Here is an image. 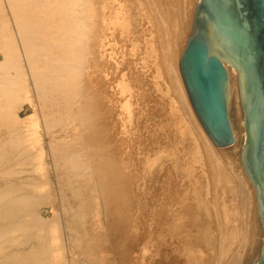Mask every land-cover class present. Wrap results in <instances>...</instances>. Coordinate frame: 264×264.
<instances>
[{"label": "rangeland", "instance_id": "obj_1", "mask_svg": "<svg viewBox=\"0 0 264 264\" xmlns=\"http://www.w3.org/2000/svg\"><path fill=\"white\" fill-rule=\"evenodd\" d=\"M158 1L160 2L158 3ZM163 1H165V3ZM185 1L186 0H167V2L170 3L169 5L166 3V0L156 1L157 6H159V8L162 7V17L163 20L165 18V23L167 22V13L165 10L170 5L172 10L175 9L179 14V16H177L179 24L177 33L178 39H176V42L180 47L185 44L192 34L194 13L200 0H187L188 2ZM131 4V8H138V5H135L133 0L130 1V5ZM181 7L183 10H181ZM1 9V17H3L4 21L6 18L10 24V39H12H3L1 44L3 45L2 47L4 49L9 47L12 48L13 52L11 51L10 54H7V62H10L11 60V65L16 64V67H13L14 69H11L12 71L8 72V74L14 79L13 87H11L12 90L10 88L0 90V103H2V105L0 104V107H2L0 113L3 112L0 114V194H6L10 192L11 198L9 197V201L7 200V202L13 204L11 199L14 201V199L17 198L18 203H16V205L13 204L12 206H7L6 203L0 204V218L3 219V221L0 222V228H6L7 226L12 227L27 222L30 223L32 226L30 227L33 231L30 233L24 232L23 237L20 240L21 243L19 242L18 246L8 245L7 250L3 251V253L0 255V263L15 264L17 258H27L26 256L31 253L37 254L40 252L42 254V262H45L44 264H48V261H50L49 264H171L172 262V264H178L180 260L182 261V259L184 260L183 264H185L186 259H184V254L188 252L187 250L192 251L193 249L195 253L198 252L197 254H199L201 258H206L201 259L202 264H231L233 256L240 246V242L238 240V242L235 241L236 243L233 241L234 244L238 245L236 248L232 243L234 238L230 236L228 238V242L230 245L232 243L233 247L232 245H228V242V248L226 247V244L224 247L228 249L229 252H232V254L226 252L225 248H222L225 250V253L223 250H219V247H221V244L224 241H220L223 239L219 240L222 232H219L220 230L218 227H221L225 232V230L227 231L233 225V221L231 220H239L236 222L238 223L236 225H239L242 218L241 214L239 217H236L235 215L232 216V212L227 210L232 216L231 218L229 217V220L231 219L230 221L232 225L230 224L228 226V224H226L228 221H225L228 213L227 211V214L224 213L226 210L224 208L227 205L229 209H233L232 207L235 208L236 206H239L241 202V197L239 195L240 184L236 175L239 174L238 176H240L241 173L243 174L241 165V151L244 145V130L242 119L240 118L241 113L234 96L230 106V112L234 128L240 138V143L228 149H215L216 152L214 155L218 157H216L218 160L215 161V156H210L206 150H200L198 144H195L198 146L196 147L197 149L194 148L193 150L190 147V140H193L195 143L197 142L195 141V135H198L197 133L194 135L190 132L188 133L187 131L186 133L185 130L180 131L181 128H185L184 124L181 123L182 127L180 126L179 117L174 116V114L171 115L173 111L170 113V115L169 112L168 115H166V109H168V106H165L166 104L164 103V105L163 102L164 99L168 97H160V93L157 91L159 87H157L155 79L153 80L155 72L152 73L153 76L149 74L150 76L147 75L143 80L141 79L143 83L140 82L141 80L138 81V79L136 82L134 81V84H137V82L139 83L137 84L138 86H136L138 89L144 88L139 90V94L141 92L142 95L146 96L143 98L140 95L139 97V94L137 93V97H139L138 100L140 99V101L139 105H136V111L134 113L136 119L135 117H129L126 119L127 116L124 114H122V117H120L122 111L118 107L119 105L117 102L112 101L113 99L111 96L114 95L113 91L115 90H112L113 86L108 83V81L111 82L114 76L111 74L114 73L112 72L113 69H109L107 67V70H110H108L110 72L109 73L105 71L106 67H102L104 64L102 63L101 59H98L100 62H98V64H96L97 60H94V58L97 57V54H94L93 56V52L96 53L94 51V46L96 44L94 38H96L97 35L96 26H94L92 29L90 36L91 38L89 39L88 44H91V47L88 46V54L86 59H84L87 60V58L91 56L88 61L82 64L84 60H81L77 65L78 67L71 66L70 62L68 63L69 66L67 67H63V65L57 66L60 69H58L56 66L49 67L46 71L47 77L40 79L36 73V69L34 70L31 64L32 57H30V55L27 56L28 50L25 46L24 38L20 34L15 17H13L14 14L11 12L12 10L8 6L6 0H2ZM163 11H165L164 13L166 15L163 13ZM142 13V10L139 11L137 9L133 12V15H136L135 20L138 24L136 33H140V30H144L148 26L147 22L149 20L147 17L144 19ZM166 25L163 27V31L168 32V30H171L169 29L171 27H169L168 22ZM168 33H166V35L168 34V37H170L171 34L170 32ZM93 36L94 38L92 39ZM2 51L3 50L0 48V63L4 62L6 59ZM51 54V57H60L61 52L59 50L52 49ZM97 65H100L101 67ZM83 66L87 67H84V69ZM69 67L71 69L73 68L74 70H72L74 72L71 71ZM97 67H99L100 71L95 70L98 69ZM127 67L128 66L126 64V68ZM80 68L82 69V72L85 71L86 73L84 72L81 74V71H78L81 70ZM96 71H98L99 74ZM101 71H104V73H109V76L113 75L111 76L112 78H107L108 76L105 77L104 75L108 74H104ZM102 73L103 76L100 75ZM97 74L101 77H97ZM167 79L168 78L165 80V86L163 85L161 88L162 90H171L169 101L172 100V102L170 107L174 106V108H178L180 104V100L178 99L180 98H176L177 93L174 91L176 89L171 86V79ZM162 81L163 80H161V85L164 82ZM150 82L152 83V86ZM82 83H85V85ZM82 85H84L85 89H83ZM110 85L112 88H110ZM103 88L105 90L104 95ZM155 88L157 92L155 91ZM110 90H112V92ZM149 93L152 96L148 95ZM174 100L175 102H173ZM113 102L116 103L115 105L117 106H115ZM182 103L183 102H181V105L178 108L179 110L177 109L178 112H181H179V116H182L183 119L185 117L186 119L184 120H188L187 118L189 115L186 110L184 111ZM161 105L163 106L161 107ZM164 106L165 108H163ZM115 107L118 108L119 111L116 110ZM149 107L152 108V110ZM159 108L163 109L160 110ZM154 110H156L157 113L159 112V120L157 118V113ZM184 112H186V114ZM162 113L165 115V117L161 116ZM138 114L139 116H137ZM165 118L169 120H165ZM170 118H172L174 125H172V120H170ZM156 120L158 122H165L160 124ZM126 121L129 123L131 122V124ZM153 126L156 128H153ZM166 126H169V129H166ZM190 126L193 127V125ZM164 127H166L165 129L168 131H166ZM170 131H174V133L171 134ZM184 132L186 137L184 136ZM192 132L194 133V131ZM181 133L183 135H181ZM165 134L170 135L171 138H169V136H165ZM192 135L193 138L191 137ZM180 136H184L185 139H180ZM182 140H185V143ZM199 150L201 153L198 152ZM189 152H193L195 155L192 156L193 153L191 154ZM196 152H198V155L203 154L202 156L204 157L198 156L197 161ZM22 153L23 155H21ZM175 159L179 160L176 161ZM211 159L212 161H210ZM219 159L221 161H219ZM225 159L228 160V162L225 161ZM173 165L177 166L176 170H174ZM221 165H223V167ZM228 168L233 169L236 174L233 172V170L230 172ZM220 171L222 172L220 173ZM238 171L241 173H238ZM172 172L175 174V176ZM233 174H235L237 178ZM227 177L228 179H226ZM221 178H223L225 182L224 180L221 181ZM166 180H169V182ZM202 181L204 186L207 185L205 186L206 188L210 187V189L205 188L207 192L205 191L206 193H204V195H200L198 192V186ZM228 182L230 183L231 188ZM171 183L173 185H169ZM226 184H228L227 187ZM72 186H74L75 190ZM172 186L175 187V191H172L174 189V187L171 189ZM233 186L235 187L233 190L237 191V193L231 190L228 192V188L232 189ZM222 188H225V191H222ZM169 189L171 190L169 191ZM191 189L192 191H190ZM252 191L253 189H251L250 186V193L253 197ZM172 193L176 195H173ZM179 193L182 195L180 196ZM220 195H223L224 198L222 196L220 197ZM183 196L186 198H183ZM205 196L208 197V199ZM187 197H191L194 201H190L187 199ZM170 198L172 200L171 202ZM221 198L224 200L222 201ZM235 198L237 203H235V200L233 201ZM180 199L181 203H179ZM167 200L170 203H168L169 206L167 204ZM19 201L21 202L19 203ZM229 201H233L232 205L229 204ZM191 202V206L187 204ZM215 203L219 204L217 205ZM222 203H224V205ZM18 204H23L24 207L21 205L20 207ZM184 204H187V206L182 207ZM193 205L195 209H199H194L196 213L199 212L198 216L195 212H192L196 214V217H198L196 220L194 219V214L192 215V213H190L191 210H189L190 212L188 211L190 214L188 212L187 214L184 213L186 212L185 210H188L189 207L192 208ZM180 207L185 209L184 212ZM212 207H214V211ZM217 208H219L220 211H218L219 209ZM174 209H176V211ZM178 209L182 210L186 217L187 215L190 217L187 219L185 217V220L182 219L184 224H188V229L186 227V229L183 228L186 230V232L182 229L180 232V236L182 237H178V241L176 239L177 242H175L177 244H181V246L177 245L181 250L175 246L176 244L174 245V241L173 244L167 245L168 247L165 244H162V241H164L165 232L168 231L167 229H170L169 225L171 222H169V220L172 221V219L174 220V218H179L181 215H183V213L178 211ZM17 210H19L20 213H17ZM165 212H168V216L165 215ZM203 212L207 216L204 215ZM218 212L221 214H218ZM253 212L256 225L255 243L254 246L249 249L243 264H254L264 244V231L257 214L256 207L254 208ZM200 213L203 214H201L202 218L199 215ZM2 214H5L6 216H3ZM175 214L178 215L176 216ZM190 215H192L193 218ZM228 216L230 215L228 214ZM234 216L236 220L235 218L233 219ZM167 217H170L167 220L168 222L166 221ZM190 219H193L192 221H195L197 224L201 223L202 220L204 223L207 220L208 221L206 226L204 223H201L200 230L199 225H197L195 222H192ZM197 219L201 220L197 222ZM164 220L167 223H165ZM222 220L225 221V223H223ZM221 223H223V225L225 224L226 226H221ZM163 226L166 230L163 228ZM188 226H190L191 229ZM195 226L197 228L195 229V232L192 233ZM202 226H205V229ZM202 228L205 230L203 233L205 232L206 235L202 233ZM209 229L211 232L208 233ZM184 232L186 234H184ZM214 233H216V237L211 235ZM193 234H197L200 240L196 237L197 235H195L193 237L196 239L192 237L194 242L192 241L191 243L192 239L190 240V238ZM183 235L184 240L187 238L189 243H187L186 240L185 243L187 244L183 243ZM187 235L190 238H188ZM17 236H19V234ZM212 237L215 238V241L217 240L213 245L212 241L214 240ZM179 240H182V242ZM194 244L196 246L198 244V246L193 247ZM163 245H165V247ZM185 246L188 247L186 248ZM166 247L168 249H166ZM229 247H231V251ZM182 249L184 250L182 251ZM164 250H167L166 253ZM221 251L224 255L227 253L230 256L226 258L227 262L223 259V257L220 258L219 255L221 254L219 252ZM180 253H182V256L179 258V255H181ZM43 254H45V256ZM176 254H179L178 257ZM217 255L220 258L219 263L217 260ZM5 256L9 257L10 260L4 261L2 257ZM208 256H210V258ZM221 259L223 260L221 261ZM181 261L179 264L182 263ZM17 264L33 263L20 262Z\"/></svg>", "mask_w": 264, "mask_h": 264}, {"label": "bare ground", "instance_id": "obj_2", "mask_svg": "<svg viewBox=\"0 0 264 264\" xmlns=\"http://www.w3.org/2000/svg\"><path fill=\"white\" fill-rule=\"evenodd\" d=\"M130 1L131 0H6L8 6L11 8V12H13L14 16L15 17V20H16V23H17V27H19V31H20V34L23 36L24 38V42H25V46L28 50V55H30V57H32V61H31V64L34 68V70L36 69V73L37 75L39 76V78L43 79V77H47L46 75V71L49 67H54V66H69L68 63L70 62V65L71 66H77L79 64V62L81 60H84L86 59L87 57V54H88V46L91 47V44H89V39L91 38V32H92V29L94 28V26L97 27V35H96V38H94V36L92 37V39L94 38L96 44H95V49L94 51L96 53H94L93 51V56L94 54L99 57V58H94V60H97L96 64H98V59H101L102 63L104 64V66L102 67H106V70L107 72H109L110 70L109 69H113L112 72L114 73H111L113 75H110L109 76V73H107L108 75H106L104 73V71H101L103 72L105 75V77L109 78L110 79L112 78L111 76H113L111 82L108 81V83H110L113 88L111 87L110 85V88H112V90L114 89L115 91H113L114 95H111L112 96V101H115L117 102V104L119 105L118 107L120 108V110L122 111V113L120 114L122 117V114L126 115L128 119L129 117H135L134 113L136 111V105H139V101L140 99L138 100V98L140 97V95L144 98L146 96L142 95V93L140 92L139 94V90L141 89H144V88H140L141 89H138L136 86H138L137 84H139L137 82V84L135 85L134 84V81L136 82L137 79L138 81H140L141 79L143 80L145 76H150L149 74L152 75L153 72H155V76H153V80L155 79V83L157 85V87H159V89H157L158 93H160V97H168L166 99H164V102L163 104L165 106H168V109H166L167 111V114L168 115V112H169V115L170 113L173 111V113H171V115L174 114V116L176 117H179V124L180 126L182 127V124H184V129L181 128L180 131L182 130H185V132L187 131L188 133H192V134H198V135H195L196 136V140L197 141L196 143L193 142V140H190V147L194 150V148L198 147L200 148V150L203 149L206 150L210 156H215L214 158L216 159V155L215 152L217 149L215 147V145L213 144V142L211 141L210 137L207 135L204 127L202 126L196 112H195V109L191 103V100H190V97L188 95V91L186 89V86L184 84V81H183V78L181 76V73H180V60L182 58V55L184 53V50H185V47H186V44H187V41L185 42V44L180 47L178 45V43L176 42L178 39L177 38V33H178V24H179V21H178V17L179 14L176 12L175 9L172 10V7L171 5L166 8V13H167V22L169 23V29L171 30H168V32H170V37H168V32L166 31H163V27H165L166 23H165V18L163 20V17H162V7L159 8V6H157V0H133L135 5L137 4L138 5V8H131L130 6H132V4L130 5ZM170 1V0H169ZM192 1V0H191ZM138 2V3H137ZM160 1H158L159 3ZM165 3V1H163ZM162 2V3H163ZM178 2V1H176ZM185 2H188L187 0ZM190 2V1H189ZM133 3V2H132ZM152 3H155V4H152ZM166 3L169 5L170 3L167 2L166 0ZM200 3V1H199ZM172 4V2H171ZM176 4V3H175ZM1 5H2V0H0V11L2 10L1 9ZM188 6V4H187ZM164 7V6H163ZM186 7V6H185ZM180 8V6H179ZM142 10L143 13V18L145 19L146 17L148 18V26H147L144 30H138L140 33H136V30H137V23H136V20H135V16L136 15H133V12L135 10ZM164 9V8H163ZM185 9V8H184ZM181 10L182 7H181ZM163 11V13L165 12ZM137 14V13H136ZM141 14V13H140ZM165 14V13H164ZM163 14V15H164ZM12 15V14H11ZM166 15V14H165ZM164 15V16H165ZM2 15L0 14V48L3 50L2 53L3 55L5 56V61L4 62H1L0 63V90H4L6 88H10L13 87V83H14V79L8 74V72L12 71L11 69H14L16 67V64H13L11 65V60L10 62H7V54L11 53L12 51V48L9 47V48H6L4 49L2 46V42H3V39H10L11 38V30H10V24L8 22V20L5 18V21L3 20V17H1ZM134 17V18H133ZM182 18V16H181ZM184 20V19H183ZM144 21V20H143ZM15 22V21H14ZM139 22V21H138ZM145 22V21H144ZM182 22V21H181ZM165 23V24H164ZM188 23V22H187ZM142 24V23H141ZM136 27V28H135ZM167 27V25H166ZM166 29V28H165ZM167 30V29H166ZM166 33H168L166 35ZM95 35V34H94ZM164 35H166L165 37H163ZM180 39V38H179ZM12 40V39H10ZM181 40V39H180ZM11 43V42H10ZM5 45V44H4ZM24 45V44H23ZM181 45V44H180ZM8 46V45H7ZM6 46V47H7ZM93 47V46H92ZM52 49H56V50H59L61 52V55L60 57H51V50ZM180 50V52H179ZM13 52V51H12ZM17 53V52H15ZM13 57V56H12ZM91 57V56H90ZM87 58V60H84L82 64H84L86 61L89 60V58ZM11 58V57H9ZM8 58V60H9ZM19 59V58H18ZM92 59V58H91ZM29 62V61H28ZM91 62V60H90ZM92 63H93V60H92ZM100 63V62H99ZM95 64V65H96ZM126 64H127V68H126ZM90 65V64H89ZM101 65V64H100ZM100 65H97V66H100ZM29 66V65H28ZM70 66V67H71ZM80 66V65H79ZM94 66V64H93ZM14 67V68H13ZM55 67V68H56ZM69 67V68H70ZM78 67V66H77ZM82 67V66H81ZM85 66H83L84 68ZM87 67V66H86ZM85 67V68H86ZM90 67V66H89ZM101 67V66H100ZM107 67L109 68L107 70ZM58 69H60L59 67H57ZM84 68V69H85ZM98 69H95V70H99V67H97ZM71 69V68H70ZM69 69V70H70ZM73 69V68H72ZM71 69V71H73ZM81 69V68H80ZM91 69V68H90ZM93 69V68H92ZM101 69V68H100ZM68 70V71H69ZM78 71H81V74L84 73L85 71L82 72V69L81 70H78ZM100 71V70H99ZM228 71H229V75H230V87H231V101H230V106H231V103L233 101V96L234 98L236 99V102H237V106L239 107V111L241 113V119H242V123H243V130H244V112H243V108H242V105H241V97H240V89H239V75L237 73V71L234 69V68H230L228 67ZM74 72V71H73ZM91 72V70H90ZM98 73V71H96ZM35 73V72H34ZM68 73V72H67ZM86 73V72H85ZM103 73L100 74L103 76ZM75 74V73H74ZM78 74V73H77ZM99 74V73H98ZM97 74V77H101V76H98ZM36 75V74H35ZM46 75V76H45ZM37 76V77H38ZM65 76V75H64ZM77 76V75H76ZM85 76V75H84ZM83 76V77H84ZM95 76V75H94ZM151 76V77H152ZM35 77V76H33ZM51 77V76H50ZM49 77V78H50ZM63 77V76H62ZM61 77V78H62ZM74 77V76H73ZM93 77V76H92ZM168 79H171L170 83L172 84L171 86L174 87V91H176L177 93V97L176 98H180L178 100H180V104H179V107L181 105V102L182 103V107H184V111L186 110L189 117L187 118L188 120H184L186 119L184 117L179 116L180 113L178 112V108H174L173 107H170L171 105V102L172 100L169 101L170 99V94H171V90L169 89H164L162 90V86L164 85L165 86V80L166 78ZM67 78V77H65ZM79 78V77H78ZM76 78V79H78ZM72 79V77H71ZM92 79V78H91ZM167 79V80H168ZM25 80V79H24ZM56 80V78H55ZM81 80V79H80ZM86 80V79H85ZM142 80L140 82H142ZM148 80V78H147ZM151 80V79H150ZM161 80H163V84L161 85ZM63 81V80H62ZM84 81V80H83ZM82 81V82H83ZM94 81V80H93ZM95 81H96V78H95ZM145 81V80H144ZM37 82V81H36ZM39 82V80H38ZM61 82V80H60ZM59 82V83H60ZM81 82V81H79ZM20 83V82H19ZM95 83V82H94ZM93 83V84H94ZM143 83V82H142ZM146 83V82H145ZM149 83V82H148ZM151 83V82H150ZM169 83V81H168ZM169 83V84H170ZM21 84V83H20ZM24 84V83H22ZM56 84V83H55ZM65 84V83H64ZM85 85V83H82ZM101 84V83H100ZM58 85V84H57ZM84 85L83 86V89L84 88ZM107 85V84H106ZM148 85V84H147ZM22 86V85H21ZM41 86V85H40ZM48 86V85H47ZM71 86V85H70ZM81 86V87H82ZM103 86V84H102ZM151 86H152V83H151ZM50 87V86H49ZM86 87V86H85ZM143 87V85H142ZM147 87V86H146ZM149 87V86H148ZM155 87V85H154ZM154 87H150V88H154ZM156 87V88H157ZM170 87V86H169ZM22 88V87H21ZM24 88V87H23ZM102 88V87H101ZM156 88H155V91H156ZM165 88V87H164ZM172 88V87H171ZM96 89V88H95ZM106 89V88H105ZM149 89V88H148ZM12 90V89H11ZM42 90V89H41ZM73 90V89H72ZM100 90V89H99ZM112 90H110L112 92ZM83 91V90H81ZM109 91V90H108ZM138 91V92H137ZM156 91V92H157ZM46 92V91H44ZM43 92V93H44ZM84 92V91H83ZM82 92V93H83ZM103 95L105 94V90L103 88ZM173 92V91H172ZM3 93V92H2ZM1 93V94H2ZM24 93V92H23ZM42 93V94H43ZM107 93V92H106ZM139 94V97H137V95ZM144 93V92H143ZM155 93V92H154ZM5 94V93H4ZM50 94V93H49ZM75 94V93H74ZM80 94V92H79ZM85 94V93H84ZM110 94V93H109ZM112 94V93H111ZM145 94V93H144ZM147 94V93H146ZM175 94V93H174ZM16 95V94H15ZM150 95V93L148 94ZM162 95V96H161ZM173 95V94H172ZM4 96V95H2ZM1 96V97H2ZM9 96V95H8ZM24 96V95H23ZM108 96V95H107ZM114 96V97H113ZM152 96V95H150ZM159 96V95H158ZM104 97V96H103ZM157 97V96H156ZM155 97V99H156ZM159 97V98H160ZM6 98V97H5ZM59 98V97H58ZM106 98V97H105ZM158 98V99H159ZM16 99V98H15ZM149 99V98H148ZM154 99V98H153ZM154 99V100H155ZM182 99V100H181ZM66 100V99H65ZM106 100V99H105ZM152 100V99H151ZM161 100V99H160ZM17 101V100H16ZM43 101V100H42ZM150 101V100H149ZM156 101V100H155ZM177 101V99H176ZM8 102V101H7ZM19 102V101H18ZM110 102V101H109ZM142 103H144L143 101H141ZM175 102V100L173 101ZM114 103V102H113ZM148 103V102H147ZM156 103V102H155ZM161 103V102H159ZM2 105V103H0ZM83 104V103H82ZM116 103H114L115 105ZM157 104H158V101H157ZM0 105V106H1ZM153 105V104H151ZM160 105V104H159ZM43 106V105H42ZM117 106V105H115ZM163 105H161L162 107ZM165 106L163 108H165ZM5 107V106H4ZM169 107H170V111H169ZM1 108L0 107V111H1ZM20 108V107H19ZM116 108V107H115ZM150 108V107H149ZM162 108V109H163ZM167 108V107H166ZM152 110V108H150ZM160 109V108H159ZM160 109V110H162ZM178 109V110H177ZM183 109V108H182ZM116 110L119 111L118 108H116ZM111 111V110H110ZM117 111V112H118ZM156 112V110H154ZM165 111V110H164ZM165 111V112H166ZM94 112V111H93ZM116 112V113H117ZM154 112V113H155ZM163 112V113H165ZM3 113V112H1ZM0 113V114H1ZM5 113V112H4ZM157 113V112H156ZM159 113V112H158ZM158 113H157V118H158ZM162 113V114H163ZM186 114V112H184ZM161 116L165 117V115L163 114ZM44 115V114H43ZM68 115V114H67ZM98 115V114H97ZM123 115V116H124ZM187 115V116H188ZM81 116V115H80ZM139 116V114L137 115ZM186 116V115H185ZM4 117V116H3ZM28 117V116H27ZM96 117V115H95ZM160 117V115H159ZM173 117V116H172ZM174 117V118H176ZM78 118V116H77ZM148 118V117H147ZM168 118V117H167ZM165 118V120H169ZM47 119V118H46ZM132 119V118H131ZM136 119V117H135ZM152 119V118H151ZM125 120V119H124ZM150 120V119H149ZM159 120V118H158ZM164 120V119H163ZM170 120H172V118H170ZM191 120V121H190ZM132 121V120H131ZM157 121V120H156ZM178 121V120H177ZM231 121H232V117H231ZM128 122V121H126ZM133 122V121H132ZM158 122V121H157ZM162 122H165V121H161V122H158V123H162ZM176 122V121H175ZM174 122V123H175ZM119 123V122H118ZM122 123V122H121ZM129 123V122H128ZM127 123V124H128ZM145 123V122H144ZM168 123V121H167ZM172 125L173 124V120H172ZM182 123V124H181ZM131 124V122L129 123ZM140 124V123H139ZM149 124V123H148ZM159 124V125H160ZM166 124V123H165ZM170 124V122H169ZM178 124V125H179ZM233 124V122H232ZM54 125V124H53ZM190 125H193L190 126ZM118 126V125H117ZM123 126V125H122ZM156 126V125H155ZM165 126V125H164ZM170 126V125H169ZM168 126V127H169ZM176 126V125H175ZM142 127V126H141ZM167 127V126H166ZM164 127V129L166 128ZM166 128V129H169V128ZM172 127V126H171ZM179 127V126H178ZM124 128V127H122ZM126 128V127H125ZM151 128V127H150ZM153 128H156L153 126ZM162 128V127H161ZM233 128H234V125H233ZM119 129V128H118ZM128 129V128H127ZM159 129V128H158ZM157 129V130H158ZM163 129V130H164ZM165 129V130H166ZM175 129V128H174ZM177 129V128H176ZM149 130V129H148ZM153 130V129H152ZM156 130V131H157ZM162 130V129H161ZM190 130V131H189ZM122 131V130H121ZM155 131V130H154ZM168 131V130H166ZM194 131V133L192 132ZM128 132V131H127ZM126 132V133H127ZM171 132V131H170ZM185 132H184V136L186 137L185 135ZM186 132V133H187ZM158 133V132H157ZM156 133V134H157ZM174 133L171 132V134ZM178 133V132H176ZM234 133H235V136H236V139L238 141L237 144L240 143V138L238 136V133L237 131L235 130L234 128ZM123 134V133H122ZM169 134V133H168ZM181 135H183L181 133ZM190 135V134H189ZM165 136H169L170 135H166ZM173 136V135H171ZM183 137H178L180 139H185ZM198 136V137H197ZM245 131H244V139L243 141L245 142ZM188 137V136H187ZM193 138V135L191 136ZM190 137V138H191ZM167 138V137H166ZM189 138V137H188ZM191 138V139H192ZM195 138V137H194ZM168 141V140H167ZM183 141V140H182ZM185 141V140H184ZM183 141V142H184ZM192 141V142H191ZM173 142V141H172ZM177 142V141H176ZM168 143V142H167ZM185 143V142H184ZM195 144H198L195 145ZM236 144V145H237ZM22 145V144H21ZM168 145V144H167ZM185 147V146H184ZM27 148V147H26ZM172 148H173V145H172ZM17 149V148H15ZM188 149V148H187ZM197 149V148H196ZM195 149V150H196ZM192 150V151H193ZM200 150L198 152H200ZM189 151V150H188ZM197 151V150H196ZM202 151V153H203ZM186 152V151H185ZM194 152V151H193ZM193 152H189V153H193ZM198 152L197 153V156H196V159L198 156H202L203 154H200L198 155ZM201 153V152H200ZM69 154V153H68ZM19 155V154H18ZM23 155V153L21 154ZM188 155V154H187ZM195 153H193L192 156H194ZM190 156V154H189ZM204 157V156H202ZM206 157V156H205ZM201 158V157H199ZM212 158V157H211ZM218 158V157H217ZM72 159V158H71ZM70 159V160H71ZM195 159V160H196ZM204 159V158H202ZM206 159V158H205ZM221 159V158H220ZM219 159V161H221ZM176 161H178L179 159H175ZM174 160V161H175ZM181 160V159H180ZM218 159H216L215 161H217ZM72 161V160H71ZM198 161V159H197ZM201 161V160H200ZM209 161V159H208ZM212 161V159L210 160ZM225 161L228 162V160L225 159ZM29 162V161H28ZM210 163V162H209ZM215 163V162H214ZM220 163V162H219ZM205 164V163H204ZM222 164V162H221ZM230 164V163H229ZM178 165V164H177ZM202 165V164H201ZM212 165H213V162H212ZM217 165V163H216ZM154 166V165H153ZM175 166V167H174ZM211 166V165H210ZM223 167V165H221ZM233 166V165H232ZM212 167V166H211ZM215 167V166H214ZM213 167V168H214ZM227 167H228V164H227ZM18 168V167H17ZM27 168V167H26ZM172 168V167H171ZM173 168L174 170H176L177 166L176 165H173ZM172 168V170H173ZM211 168V169H213ZM234 168V167H232ZM221 169V168H220ZM229 169V168H228ZM11 170V169H10ZM72 170V169H71ZM76 170V169H74ZM173 170V171H174ZM218 170V169H216ZM226 170V169H225ZM230 172H232L233 169H229ZM243 170V168H242ZM16 171V170H15ZM204 171V170H203ZM228 171V170H227ZM82 172V171H81ZM209 172V170H208ZM217 172V171H215ZM214 172V174L216 175V173ZM222 171H220L221 173ZM234 172V170H233ZM167 173V172H166ZM173 173V172H172ZM219 173V174H220ZM226 173V172H225ZM224 173V174H225ZM235 173V172H234ZM238 173H241L240 171H238ZM14 174V173H13ZM22 174V172H21ZM31 174V173H30ZM170 174V173H168ZM230 174V173H229ZM236 174V173H235ZM235 174H233L235 176ZM173 175L175 176V174L173 173ZM212 175V174H211ZM222 175V174H221ZM227 175V174H226ZM224 175V176H226ZM239 174H237L236 176L238 177V182H239V190H240V199H241V202L239 204V206H236L235 208L232 207L233 209H229L226 205V207L224 209L225 212H224V209H223V212L226 213V211H231L232 212V216L235 215L236 217H239L242 215V218H241V221L239 223V225H236L238 223V221H234V220H231L233 221V225L231 223V221L229 220V217L231 218V213L227 211V213L230 215L228 216L227 214V217L225 219V221H228L226 224H228V226L231 224V228L228 229L227 231L225 230V232L223 231V229L220 227H218V229L220 230L219 232H222L221 233V238L219 237V240L220 239H223V240H220V241H224L222 242L221 244V247H219V250H223L222 248H225V244H226V247L228 248L227 246V242L229 241V237L232 236L234 238V240H232V243L233 241H239L240 242V246L238 248V250L236 251L235 255L233 256V259L231 261V264H243L247 254H248V251L249 249H251L252 246H254V243H255V235H256V225H255V220H254V208L256 207L257 209V214H258V208H257V200H256V193L254 191V188L249 180V178L247 177V175L245 174L244 170H243V174L241 173L240 176H238ZM6 176V175H5ZM77 176V175H76ZM167 176V175H166ZM203 176V175H202ZM235 176V177H236ZM214 177V175H213ZM220 177V176H218ZM234 177V178H235ZM236 177V178H237ZM174 178V177H173ZM233 178V179H234ZM205 179V178H204ZM223 181L224 179L221 178ZM228 179V177L226 178ZM237 180V179H236ZM169 182V180H166ZM214 181V180H213ZM219 181V180H218ZM228 181V180H227ZM94 182V181H93ZM92 182V183H93ZM225 182V180H224ZM221 183V182H220ZM229 183V182H228ZM72 184V183H71ZM75 184V183H74ZM77 184V183H76ZM167 184V183H166ZM235 184V183H234ZM169 185H173L172 183L169 184ZM178 185V184H177ZM228 184H226V187H227ZM233 185V184H232ZM207 186V185H205ZM204 184H203V181L200 182L199 186H198V192L200 195H204V193L207 192V190H205V187ZM221 186V184H220ZM229 186L231 188V185L229 183ZM250 186H251V189H253V197H252V194L250 193ZM73 189H74V186H72ZM169 187V186H168ZM174 186L171 187V189L173 188ZM210 189V187H207L206 189ZM235 187L233 186L232 189H229L228 188V192L229 190L231 191H234L237 193V191L233 190ZM166 189V188H165ZM169 189V191L171 190ZM223 189V190H222ZM221 190L222 191H225V188H222ZM227 189V188H226ZM237 189V188H236ZM13 190V189H12ZM75 190V189H74ZM94 190V189H93ZM167 190V189H166ZM219 190V189H218ZM77 191V190H76ZM172 191H175V187ZM184 191V190H183ZM192 191V189L190 190ZM206 191V192H205ZM209 191V190H208ZM210 192V191H209ZM215 192V191H214ZM213 192V193H214ZM219 192V191H218ZM227 192V193H228ZM74 193V191H73ZM222 193V192H221ZM220 193V194H221ZM226 193V195H227ZM90 194V193H89ZM173 194V193H172ZM180 194V193H179ZM197 194V193H196ZM208 194V193H207ZM233 194V193H232ZM169 195V194H167ZM173 195H176V194H173ZM182 194H180L181 196ZM190 195V194H189ZM209 195V194H208ZM236 195V194H235ZM78 196V195H77ZM172 196V195H170ZM169 196V197H170ZM192 196V195H190ZM207 196V195H206ZM205 196V197H206ZM217 196V195H216ZM223 197V195H220V197ZM11 198V193H6V194H0V204L2 203H6L7 206H12L13 204L16 205V203H18V199L15 198L14 201L13 199H11V201L13 202L12 203H8L7 200L8 198ZM168 197V198H169ZM173 197V196H172ZM176 197V196H174ZM195 197V196H194ZM203 197V196H202ZM167 198V199H168ZM183 198H186L183 196ZM200 198V197H199ZM208 199V197H206ZM224 198V197H223ZM233 198H234V195H233ZM80 199V197H79ZM190 201L192 200V198H188ZM194 199V198H193ZM222 199V198H221ZM220 199V200H221ZM26 200V199H25ZM89 200V199H88ZM184 200V199H182ZM186 200V199H185ZM198 200V199H197ZM201 200V199H200ZM216 200V199H215ZM219 200V201H220ZM224 199H222L223 201ZM235 200V203H237L236 201L238 200V197H237V200L236 198L233 199V201ZM9 201V200H8ZM22 201V199H21ZM19 201V203L21 202ZM168 201V200H167ZM171 198H170V202H171ZM194 200H192L193 202ZM207 201V200H206ZM232 202H228L230 205H232ZM26 202V201H25ZM86 202V201H85ZM186 202V201H185ZM191 203H187L188 205L191 206ZM215 202V201H214ZM225 202V201H224ZM24 203V202H23ZM169 203V201L167 202V204ZM181 203V199H180V202ZM213 203V202H211ZM226 203V202H225ZM227 203V204H228ZM234 203V204H235ZM170 204V203H169ZM168 204V206H169ZM187 204L185 205H181L182 207H185L187 206ZM194 204V203H193ZM200 204V203H199ZM217 204V203H215ZM219 204V203H218ZM217 204V205H218ZM224 205V203H222ZM21 205V204H20ZM18 204V206H20ZM195 205V204H194ZM194 205L193 207H189L191 209L188 208V210H185L183 209V212L184 210L186 212H184L185 214H187V212L189 210H191L190 213L192 212H195L194 211ZM211 205V204H209ZM213 205V204H212ZM236 205V204H235ZM2 206V205H1ZM23 206V204L21 205ZM20 206V207H21ZM27 206V205H26ZM87 206V205H86ZM167 206V207H168ZM24 207V206H23ZM29 207V205H28ZM200 207V206H199ZM210 207V206H209ZM217 207V206H215ZM219 207V206H218ZM8 208V207H7ZM80 208V207H79ZM201 208V207H200ZM214 207H212L213 209ZM220 208V207H219ZM217 208V209H219ZM170 209V208H169ZM177 209V208H176ZM176 209H174L176 211ZM193 209V210H192ZM197 209V208H196ZM195 209V210H196ZM86 210V209H85ZM88 210V209H87ZM168 210V208H167ZM199 210V209H197ZM203 210V209H202ZM171 211V210H169ZM178 211L182 212V210L178 209ZM211 211V209H210ZM214 211V209H213ZM220 211V209L218 210ZM17 213H20L19 210L16 211ZM82 212V211H81ZM173 212V211H172ZM179 212V213H180ZM182 212V213H183ZM188 212V213H189ZM222 212V211H221ZM83 213V212H82ZM166 213V212H165ZM168 213V212H167ZM167 213L165 215H167ZM181 213V214H182ZM183 213V215H184ZM189 213V214H190ZM195 213H192V215L194 214L195 216V220L196 218V214L198 216V213L197 212L196 214ZM233 213H236V214H233ZM202 213H200V217L202 218L201 216ZM204 214V212H203ZM202 214V215H203ZM217 214V213H216ZM218 214H221L218 212ZM217 214V215H218ZM241 214V215H240ZM3 216L5 214H2ZM78 215V214H77ZM163 215V214H162ZM161 215V216H162ZM171 215V214H170ZM176 215V214H175ZM178 215V214H177ZM176 215V216H177ZM181 215L179 218H174V220L172 219V221L169 220L170 225H169V228L170 229H167L168 231L165 232V235H164V241H162V244H165L166 246L167 245H171L173 244V241H174V245L177 246V245H180L181 244H177L175 242L178 241V239L182 236H180V232L183 228H187V225L188 224H184V222L182 221V219L185 220V217L186 215ZM190 215V216H192ZM206 215V214H204ZM216 215V216H217ZM223 215V213H222ZM6 216V215H5ZM168 216V215H167ZM207 216V215H206ZM215 216V217H216ZM235 216L233 217V219L235 218ZM158 217V216H157ZM175 217V216H174ZM189 216L187 215L186 219L188 218ZM224 217V216H223ZM31 218V217H30ZM33 218V217H32ZM36 218V217H35ZM168 218L170 217H167L166 221L168 220ZM173 218V217H172ZM190 218V217H189ZM193 218V216H192ZM218 218V217H217ZM239 218V219H240ZM205 219V218H204ZM222 219V218H221ZM31 220V219H29ZM80 220V219H79ZM160 220V219H159ZM191 220V219H190ZM189 220V221H190ZM193 220V219H192ZM191 220V221H192ZM201 220V219H199ZM197 219V222L199 221ZM218 220V219H217ZM236 220V218H235ZM3 221L2 218H0V222ZM14 221V220H13ZM165 221V220H164ZM165 221V223H167ZM206 221V220H205ZM208 221V220H207ZM207 221L204 223L203 220H202V224L204 223V225L206 226V223ZM223 221V220H222ZM225 221H223V223H225ZM230 221V223H229ZM22 222V221H21ZM186 222V221H185ZM188 222V220H187ZM192 222H195V221H192ZM34 223V222H33ZM164 223V224H165ZM189 223V222H188ZM196 223V222H195ZM194 223V224H195ZM201 223L197 224L199 225V229H200V226H201ZM223 223H221L222 225L221 226H224ZM192 224V225H194ZM195 224V225H196ZM39 225V224H38ZM163 225V224H162ZM189 225L191 226V224L189 223ZM196 225V226H197ZM208 225V224H207ZM213 225V224H212ZM211 225V226H212ZM220 225V224H219ZM30 223H23V224H19V225H15V226H12V227H9L7 226L6 228H0V255L3 253V251H6L7 250V247L8 245H17L19 244V242L21 243V238L23 237V234L24 232H27V233H30L31 231H33L30 227ZM188 226V227H190ZM194 227L193 229V232H195V229L198 227ZM205 226L203 227L205 229ZM210 226V225H209ZM226 226V225H225ZM227 226V227H228ZM159 227V226H158ZM162 227V226H160ZM163 228L165 229V227L163 226ZM168 228V227H167ZM185 228V229H186ZM202 228V233L203 231H205L204 229ZM214 228V227H213ZM226 228V227H225ZM188 229V228H187ZM191 229V227H190ZM208 229V228H207ZM40 230V229H39ZM162 230V229H161ZM166 230V229H165ZM184 230V229H183ZM201 230V229H200ZM222 230V231H221ZM186 232V230H184ZM189 231V230H188ZM198 231V230H196ZM208 231V230H206ZM216 231V230H214ZM36 232V231H35ZM38 232V231H37ZM161 232V231H160ZM184 232V234H186ZM211 232L210 229L208 231V233ZM164 233V232H163ZM201 233V234H202ZM19 234V236H17ZM43 234V233H42ZM160 234V233H159ZM190 234V233H189ZM198 234V233H197ZM197 234H193L191 236V238L187 235L188 238H190V240L192 239L193 236L197 235ZM200 234V233H199ZM205 234V232L203 233ZM202 234V235H203ZM216 233L214 234H211L212 236L216 237L215 236ZM218 234V233H217ZM220 234V233H219ZM21 235V237H20ZM191 235V234H190ZM201 235V236H202ZM206 235V234H205ZM204 235V236H205ZM210 235V236H211ZM209 236V237H210ZM28 237V236H27ZM179 237V238H178ZM198 238V235L196 236ZM207 237V236H206ZM213 238V240L215 241V238ZM231 237V238H232ZM178 238V239H177ZM194 238V237H193ZM158 239V238H157ZM177 239V241H176ZM184 240V235H183V238ZM196 239V238H194ZM199 239V238H198ZM41 240V239H40ZM187 241V238L185 239ZM185 240H184V244H187L189 243L187 241V243H185ZM200 240V239H199ZM211 240V239H210ZM26 241V240H25ZM34 241V240H33ZM182 242V240H179ZM192 241L194 242V240L192 239L191 240V243ZM212 241V245L214 243H216V241L214 242ZM231 241V240H230ZM237 241V242H238ZM41 243V242H39ZM179 243V242H178ZM182 243V244H183ZM229 243V242H228ZM231 243V245H232ZM236 243V242H235ZM34 244V243H33ZM183 244V245H184ZM196 244V243H195ZM193 245V247H197L196 245ZM234 244V243H233ZM42 245V244H41ZM44 245V244H43ZM165 245H163L165 247ZM192 245V244H191ZM220 245V243H219ZM223 245V247H222ZM230 245V243L228 244ZM230 245V246H231ZM235 247L237 248V244H234ZM11 246V247H12ZM40 246V245H39ZM174 246V247H175ZM179 246V247H180ZM189 246V245H188ZM187 246V247H188ZM168 247V246H167ZM166 247V249H168ZM170 247V246H169ZM186 247V246H185ZM186 247V248H187ZM192 247V248H193ZM207 247V246H206ZM218 247V246H216ZM233 247V245H232ZM178 248V246H177ZM184 248V247H183ZM185 248V249H186ZM215 248V247H214ZM221 248V249H220ZM44 249V248H43ZM165 249V248H164ZM174 249V248H173ZM180 249V248H178ZM178 249H175V250H178ZM191 249V247H190ZM200 249V247H199ZM230 251H231V247H229ZM235 249V248H234ZM12 250V249H11ZM30 250V248H29ZM181 250V249H180ZM184 249H182L183 251ZM201 250V249H200ZM226 252H229L228 249H226ZM225 250H223V252L225 253ZM18 251V250H17ZM165 251V250H164ZM167 251V250H166ZM165 251V253H166ZM171 251V250H170ZM188 251V252H187ZM186 252L187 253H183L184 254V259H186V263L185 264H202V261L201 259V256L199 254H197L198 252H194L193 249L192 251L190 250H187ZM45 252V251H43ZM178 252V251H176ZM202 252V251H201ZM210 252V250H209ZM223 252H219L221 255L223 254ZM47 253V252H46ZM169 253V251H168ZM173 253H174V250H173ZM179 253V252H178ZM218 253V254H219ZM232 254V252H229ZM181 255H179V258L180 256H182V253H180ZM41 253H31L29 254L28 256H26L27 258H24V257H21V258H17V260L15 261L17 263H20V262H32L33 264H44L42 262V258H41ZM45 256V254H43ZM177 255V254H176ZM177 255V257H178ZM205 255V254H204ZM210 255V254H209ZM212 255V254H211ZM214 255V254H213ZM220 256L223 257L224 260H226L227 262V257L229 256L227 253L223 256ZM22 256V255H21ZM174 256V254H173ZM207 256V254H206ZM218 256V255H217ZM219 256H218V263H219ZM18 257V256H17ZM20 257V256H19ZM210 258V256H208ZM207 257V258H208ZM225 257V258H224ZM230 257V256H229ZM50 258V257H49ZM170 258V257H169ZM176 258V257H175ZM205 258V257H204ZM203 258V259H204ZM2 259L5 261V260H10L9 257L5 256V257H2ZM173 259V258H172ZM178 259V258H177ZM206 259V258H205ZM221 259V261L223 260ZM229 259V258H228ZM2 260V261H3ZM48 260V259H47ZM165 260V259H164ZM163 260V262H164ZM180 260V259H178ZM216 260V259H215ZM175 261V260H174ZM181 261V260H180ZM179 261V263H180ZM183 259H182V263L183 264ZM205 261V260H204ZM210 261V259H209ZM220 261V263H221ZM6 262H9V261H6ZM14 262V261H13ZM50 261H48V264H49ZM167 262V261H166ZM171 262V261H170ZM224 262V261H223ZM165 263V262H164ZM173 263V262H172ZM171 263V264H172ZM178 263V264H179ZM225 263V262H224ZM0 264H3V263H0ZM4 264H7V263H4ZM51 264V263H50ZM177 264V263H176ZM205 264V263H204Z\"/></svg>", "mask_w": 264, "mask_h": 264}, {"label": "water", "instance_id": "obj_3", "mask_svg": "<svg viewBox=\"0 0 264 264\" xmlns=\"http://www.w3.org/2000/svg\"><path fill=\"white\" fill-rule=\"evenodd\" d=\"M228 67L239 75L245 142L241 165L256 193L264 231V0H200L180 73L217 149L234 147ZM254 264H264V244Z\"/></svg>", "mask_w": 264, "mask_h": 264}]
</instances>
